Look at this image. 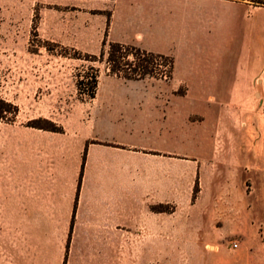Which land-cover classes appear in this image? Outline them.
Here are the masks:
<instances>
[{
	"label": "rangeland",
	"instance_id": "obj_1",
	"mask_svg": "<svg viewBox=\"0 0 264 264\" xmlns=\"http://www.w3.org/2000/svg\"><path fill=\"white\" fill-rule=\"evenodd\" d=\"M156 3L0 0V264H204L213 250L205 242L237 238L233 224L245 221L230 216L241 188L231 184L229 147L245 145V124L264 106L249 102L240 79L230 89V74L216 72L229 58L184 41L203 36L192 32L204 29L201 14L186 25ZM158 41L166 49H150ZM112 43L153 54L149 73L111 72ZM164 118L172 201L151 205L156 230L71 231L79 180L80 193L102 183L111 169L98 163L120 154L132 163L117 169L119 183L142 180L141 139L149 148L152 125ZM121 139L129 145L112 142Z\"/></svg>",
	"mask_w": 264,
	"mask_h": 264
},
{
	"label": "crops",
	"instance_id": "obj_2",
	"mask_svg": "<svg viewBox=\"0 0 264 264\" xmlns=\"http://www.w3.org/2000/svg\"><path fill=\"white\" fill-rule=\"evenodd\" d=\"M158 4L159 7L157 3L155 5L156 11L159 9L164 13V9L166 14L170 12L175 17L183 16L186 25H189V21L196 25L201 14L205 27L198 30L193 28L192 32L203 36L197 40L191 37L184 41L188 46L197 41L201 49L212 50V55L229 58L228 64L217 67L216 72L230 74V89L236 87L240 79L241 88L248 92L252 90L247 96L249 102L252 103L254 98L259 105L264 106V4L256 6L249 0H158ZM258 13L261 16L255 18ZM186 31L189 32V29ZM158 43L154 47L151 45L150 49H166L163 44L166 42ZM160 53L167 54L165 51ZM174 55L179 54L175 52ZM166 113L164 109V114ZM251 120L254 123L245 124L249 127L245 145L229 147L231 184H239L241 188L239 206H235L230 216L235 220L244 218L245 222L243 226L233 224L232 231L237 238L232 242H205L213 250L204 256V264H264V110L252 113ZM154 122L153 132L148 139L149 148L142 139L138 148V152L143 154L141 165L147 170L145 177L133 184H121L117 179V169L131 166L132 162L121 154L117 158L102 159L98 164L102 168L111 169L108 171L110 177H106L102 183H94L85 193L79 192V180L73 204L71 231L74 228L89 234H105L124 232L126 227L131 226L137 230L142 227L148 231L156 230L154 222L158 213L152 211L151 205L172 201V161L169 156L172 149L168 144L171 138L170 126H167L169 122L166 118L163 122L160 120L156 123V119ZM254 124L256 129L253 130L251 126ZM112 142L126 146L130 140ZM118 147L116 149H120ZM109 148L111 147H105ZM147 149L149 152H146ZM230 189V200L236 201L232 187ZM159 192H164L165 196H158ZM159 214L164 215L163 212ZM257 214L261 215L263 221L254 225L252 221ZM161 227L162 231L172 229L171 225ZM234 243L237 244L236 247Z\"/></svg>",
	"mask_w": 264,
	"mask_h": 264
},
{
	"label": "trees",
	"instance_id": "obj_3",
	"mask_svg": "<svg viewBox=\"0 0 264 264\" xmlns=\"http://www.w3.org/2000/svg\"><path fill=\"white\" fill-rule=\"evenodd\" d=\"M264 2H261V5ZM130 47L121 43H112L108 52L107 62L111 72L116 74L127 73L131 75H146L149 73V67L152 65L153 54H148L146 58H140L136 52H131ZM135 56L134 60L130 57ZM92 96L94 93L91 94ZM0 118L2 114L0 112Z\"/></svg>",
	"mask_w": 264,
	"mask_h": 264
},
{
	"label": "built area",
	"instance_id": "obj_4",
	"mask_svg": "<svg viewBox=\"0 0 264 264\" xmlns=\"http://www.w3.org/2000/svg\"><path fill=\"white\" fill-rule=\"evenodd\" d=\"M234 246L236 247V246H237V244H236V243H234Z\"/></svg>",
	"mask_w": 264,
	"mask_h": 264
}]
</instances>
